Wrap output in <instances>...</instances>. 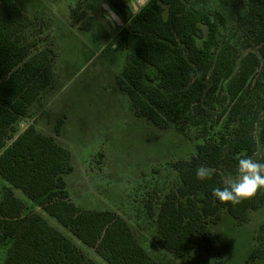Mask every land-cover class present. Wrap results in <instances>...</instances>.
<instances>
[{"label": "trees", "instance_id": "obj_1", "mask_svg": "<svg viewBox=\"0 0 264 264\" xmlns=\"http://www.w3.org/2000/svg\"><path fill=\"white\" fill-rule=\"evenodd\" d=\"M127 1L109 0V4L123 19L120 39L133 54L116 83L129 96L135 115L165 131L172 124L191 123L195 106L208 107L215 97L221 104L223 95L228 102L218 113L220 120L227 116L225 133L210 149L174 162L180 186L166 195L158 212L153 204L146 206L149 217L155 218L157 248L178 258L192 250L221 255L208 222L217 225L224 209L238 225L248 224L250 214L264 206V189L236 205L221 203L213 195L215 188L224 187L225 167L236 166L240 158L253 157L257 151L244 120L231 140L226 137L233 118L239 117L259 58L254 53L239 58L221 33L223 15L200 10L195 0H149L139 15L131 13ZM38 3L0 0V175L10 185L0 205V246L9 249L4 264H159L119 214L76 206L65 181L74 171L72 153L55 137L33 125L16 138L12 134L55 84L57 55L50 46L39 48L37 29L41 27L43 39L47 26L39 22V12L31 13ZM248 17L264 31V0L251 1ZM260 124L259 140L264 145V119ZM62 128L63 122L56 128L57 137ZM200 165L216 170L211 179H197ZM14 190L29 203L18 199ZM44 215L93 250L101 262L87 256ZM257 258L259 253L253 250L250 259Z\"/></svg>", "mask_w": 264, "mask_h": 264}, {"label": "rangeland", "instance_id": "obj_2", "mask_svg": "<svg viewBox=\"0 0 264 264\" xmlns=\"http://www.w3.org/2000/svg\"><path fill=\"white\" fill-rule=\"evenodd\" d=\"M102 1L109 3V0H39L38 6L32 7L31 13L39 12V22L47 26L41 34L43 39L39 33L41 27L37 29L39 48L50 46L57 55L56 78L54 87L41 96L12 134L16 138L33 125L43 134L55 137L72 153L74 171L65 176V181L76 206L119 214L132 225L143 247L159 264H218L219 261L264 264V206L250 214L248 224L238 225L224 209L217 225L208 222V230L221 255L192 250L178 258L156 247L157 226L146 206L153 204L154 212H158L166 195L180 186L172 168L174 162L189 160L204 148L210 149L220 134L225 133L227 116L220 120L218 113L228 102L223 95L221 104H216L215 97L208 107L195 106L191 123L172 124L165 131L137 117L129 96L116 83L133 54L120 34L117 36L116 23L94 14L96 10L104 13ZM195 1L200 10L223 15L225 26H221V33L234 46L239 58L248 53L259 58L239 117L233 118L226 139L231 140L244 120L249 134L257 141L253 158L260 161L264 158V145L259 140L260 123L264 119V31L249 23L252 0ZM131 2L128 0L127 4L130 6ZM61 122L62 134L57 137L56 128ZM237 167L226 166L225 175L235 176ZM9 187L0 175V205ZM14 194L29 203L21 191L14 190ZM36 212L43 214L40 209ZM44 217L52 227L72 238L87 256L101 262L93 250L81 245L56 220ZM253 250L259 253L254 261L250 259ZM8 251L0 246V264L5 263Z\"/></svg>", "mask_w": 264, "mask_h": 264}, {"label": "clouds", "instance_id": "obj_3", "mask_svg": "<svg viewBox=\"0 0 264 264\" xmlns=\"http://www.w3.org/2000/svg\"><path fill=\"white\" fill-rule=\"evenodd\" d=\"M148 0H132L131 11L139 15ZM215 169L200 165L196 169V177L199 180L211 179ZM224 187L213 190V195L221 203L239 204L246 199L253 198L258 191L264 189V162H260L251 156L242 157L238 160L237 174H229L223 178Z\"/></svg>", "mask_w": 264, "mask_h": 264}, {"label": "crops", "instance_id": "obj_4", "mask_svg": "<svg viewBox=\"0 0 264 264\" xmlns=\"http://www.w3.org/2000/svg\"><path fill=\"white\" fill-rule=\"evenodd\" d=\"M107 1H102L101 3V7L104 11L103 14H101L98 10L94 11V14L96 16H104L103 18H106L107 20H112L114 23H116V25L119 27V31L116 32L117 36L121 33V30L122 28L124 27V24L123 26L122 25H119L117 22H115V20L113 19V15H112V12H114L120 19L121 16L117 14V12H115V9L108 3H106ZM129 5V4H128ZM130 7V6H129ZM123 20V19H122ZM113 24V23H112ZM114 27V26H113Z\"/></svg>", "mask_w": 264, "mask_h": 264}, {"label": "water", "instance_id": "obj_5", "mask_svg": "<svg viewBox=\"0 0 264 264\" xmlns=\"http://www.w3.org/2000/svg\"><path fill=\"white\" fill-rule=\"evenodd\" d=\"M112 15H113V19L115 20V22L123 26L122 20L114 12H112Z\"/></svg>", "mask_w": 264, "mask_h": 264}]
</instances>
